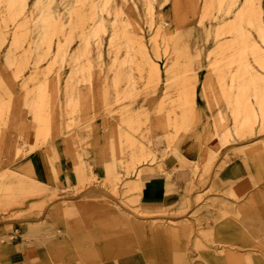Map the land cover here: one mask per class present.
Segmentation results:
<instances>
[{"label":"rangeland","instance_id":"obj_1","mask_svg":"<svg viewBox=\"0 0 264 264\" xmlns=\"http://www.w3.org/2000/svg\"><path fill=\"white\" fill-rule=\"evenodd\" d=\"M198 131L199 158L165 174L186 181L182 201L146 209L144 177L162 174L152 140ZM64 136L73 187L56 170ZM51 144L56 188L18 166ZM230 152L254 169L234 188ZM13 223L40 264H207L212 249L264 264V0H0V254Z\"/></svg>","mask_w":264,"mask_h":264},{"label":"crops","instance_id":"obj_2","mask_svg":"<svg viewBox=\"0 0 264 264\" xmlns=\"http://www.w3.org/2000/svg\"><path fill=\"white\" fill-rule=\"evenodd\" d=\"M110 119V118H108ZM111 120V119H110ZM102 124L104 125V121L102 122L101 118L96 120L93 123L92 129V152L91 156L93 157V167L94 172L97 177L100 173V168L102 167V156H109L106 153H101L102 150H105L110 133L107 135V144L105 148H102L105 140L101 137ZM107 124V123H106ZM105 124V125H106ZM114 122L112 121L111 128L114 126ZM203 128V127H202ZM29 129V128H27ZM26 129V130H27ZM202 131H198L196 134L192 135L186 134L183 137L178 138L173 144L172 148H169L166 139L163 134L160 132V135L152 140L151 151L154 152L156 157L158 158V163H161L162 170L159 171L162 174L158 176L152 177H144V192L142 196L141 204L148 210H165L171 207L178 205L181 201V191L186 187V181L180 175H174L172 178L168 179L165 177V174L171 173H180L185 170L184 166V158L197 160L199 158L200 152L205 146L204 133ZM25 134V133H24ZM65 135V134H64ZM32 133L27 135L28 138L31 139ZM154 144V145H153ZM52 146H45L35 153L28 154L22 157L18 161L19 167H26V169H31L36 177L44 183L46 186L50 188H56L57 185L54 180L52 166H51V158L53 155ZM71 144L69 140L64 136V144L60 143L57 148L56 156L58 157V161L56 162V170L57 175L62 178V183L64 186L70 185V187L75 186L76 176L74 174V165L77 163V160L73 159L72 151H70ZM28 146L26 145V150ZM230 165L223 166L224 174L222 179L226 178L228 181L233 182L234 178H239L237 181L233 182V188L239 185L244 178H252L253 168L250 164L248 158L244 156L242 153H229ZM220 158H223V151L220 153ZM143 167H150L154 170L153 165H143ZM183 169V170H182ZM118 172H123V168H117ZM156 171V170H154ZM255 172V171H254ZM76 175H80L77 171ZM251 196H255L257 199V208L259 210L260 216L261 209L259 207L260 203L255 193L251 194ZM250 198V197H249ZM249 200V199H248ZM248 200L244 203L239 204V206L246 205ZM239 209L237 205V210ZM18 223H13L11 233L12 234H20L17 239H14L10 245L4 247L2 249L1 261L3 264H40L41 253L45 251H41L38 246L30 244L26 239L23 240V235L21 233V229ZM239 249L238 252H240ZM242 254V253H241ZM243 255V254H242ZM203 258L207 264H219V259L215 250H205L203 252ZM44 260V259H43ZM45 262V261H44ZM226 264H231L232 261H228L226 259Z\"/></svg>","mask_w":264,"mask_h":264},{"label":"bare ground","instance_id":"obj_3","mask_svg":"<svg viewBox=\"0 0 264 264\" xmlns=\"http://www.w3.org/2000/svg\"><path fill=\"white\" fill-rule=\"evenodd\" d=\"M243 49H244V48H243ZM254 49H256V48H254ZM256 50H257V49H256ZM2 180H4V177L1 178V181H2Z\"/></svg>","mask_w":264,"mask_h":264}]
</instances>
